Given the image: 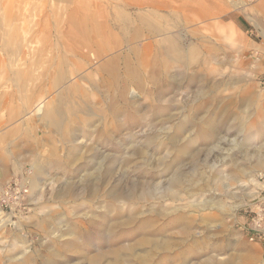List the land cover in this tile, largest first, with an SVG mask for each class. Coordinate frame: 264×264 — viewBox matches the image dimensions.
<instances>
[{
	"label": "rangeland",
	"instance_id": "obj_1",
	"mask_svg": "<svg viewBox=\"0 0 264 264\" xmlns=\"http://www.w3.org/2000/svg\"><path fill=\"white\" fill-rule=\"evenodd\" d=\"M137 1L0 0V181L30 188L0 264H264L263 0H157L164 31L133 39Z\"/></svg>",
	"mask_w": 264,
	"mask_h": 264
},
{
	"label": "bare ground",
	"instance_id": "obj_2",
	"mask_svg": "<svg viewBox=\"0 0 264 264\" xmlns=\"http://www.w3.org/2000/svg\"><path fill=\"white\" fill-rule=\"evenodd\" d=\"M209 2H211V1L209 0ZM262 2L263 3L261 5L264 4V0ZM156 3H157V0H139V1H137V4L139 5L140 8H143V7L144 8L145 7L149 8L148 12L146 13L147 15H145V14L142 15V13H140L139 14V18H140L141 22L138 25H134V24H130L129 23L128 25H124L123 28L121 27L120 30L123 33H126V32H129V34L132 33L133 35H131L130 38H133V39H136V38L140 37L144 33H147L148 35H155V36H157V34L162 33L164 31L163 24L158 19L160 17V10L162 9V6L156 5ZM10 6L11 5H9L8 7H10ZM189 6H190L189 3H187V4L186 3H183V4L181 3L180 5L175 7L177 9V11L174 10L173 13L175 15H178V13H180V14L182 13V15L187 18L186 11L188 10ZM237 6H239V5H237ZM167 7L169 8V6H167ZM171 8L173 9V7H171ZM70 11L71 12H68L66 14V18L70 22V27L68 28V30L71 31V32H74V34L77 36V39H82L81 42H83V40H85V41L88 40V44H91L92 43V39L89 38L91 40L90 41L88 39V37H89L90 34H92V35L99 34L100 26L98 24H96L94 21L90 22L89 20H87V18H89V13L87 12V10H84L83 8L78 6L76 8H73V10H70ZM179 11H181V12H179ZM29 13H30V11H29ZM56 14H57V12H56ZM80 16H83V17L85 16L86 20H84V21L81 20ZM4 17L8 21H10L12 19V17H13V14L7 9V11L4 14ZM58 17H60V16H58ZM188 18H190V17H188ZM1 36H3V32L0 33V37ZM6 41L11 45V47L15 48L18 44H20V34H16V31L14 30L13 33L11 34V36ZM118 41H119V39H118ZM70 44H75L77 47L81 46L80 41L79 42L78 41H70ZM71 47L73 48V46H71ZM176 49H177L176 46L171 45L170 48L168 47L167 51L168 52H173V51H176ZM16 51L17 50H14V52H16ZM72 51H73V49H72ZM72 51H68V52L73 53ZM154 56L158 57V53H155ZM180 56H181L180 60H182V61L198 60L200 58V55L194 50L191 51V52H188L186 54L181 53ZM168 57L169 58H174L173 56H168ZM171 61L174 62V60H171ZM102 68L109 75V86L112 87L111 89L116 88V86L118 85L119 80H120V73L117 70V61L112 59L111 61H108L107 63H105ZM180 68H182V67H180ZM54 69L57 72V74L55 75L56 76L55 77V81L56 80H61V81L64 80L65 75L62 73L63 72L62 69L60 67H58V66H56ZM126 73H127V78L128 79H131V80L137 82L135 87H139L140 88V86H141V84H140L141 83V76H140L139 70L134 68V66H132L131 64L129 66L128 63H127ZM20 76H21V71H20ZM117 93L118 94H116V97H120L121 99H127V96H128V93H129V88L120 89V90L117 91ZM113 102H116V100L114 98H113ZM75 122H76V120H75ZM74 128H76V127L74 126ZM72 132H74V131H72ZM71 135H73V134H71ZM204 166H206V165H204ZM212 206H214V205H212Z\"/></svg>",
	"mask_w": 264,
	"mask_h": 264
},
{
	"label": "built area",
	"instance_id": "obj_3",
	"mask_svg": "<svg viewBox=\"0 0 264 264\" xmlns=\"http://www.w3.org/2000/svg\"><path fill=\"white\" fill-rule=\"evenodd\" d=\"M29 184L23 179L0 181V212L16 217L30 207Z\"/></svg>",
	"mask_w": 264,
	"mask_h": 264
}]
</instances>
